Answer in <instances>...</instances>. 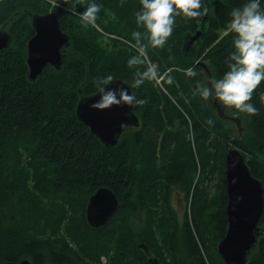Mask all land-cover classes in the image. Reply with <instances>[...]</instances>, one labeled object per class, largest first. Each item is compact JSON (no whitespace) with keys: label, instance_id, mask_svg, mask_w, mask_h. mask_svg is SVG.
Listing matches in <instances>:
<instances>
[{"label":"trees","instance_id":"16d2710c","mask_svg":"<svg viewBox=\"0 0 264 264\" xmlns=\"http://www.w3.org/2000/svg\"><path fill=\"white\" fill-rule=\"evenodd\" d=\"M89 2L0 0V29L11 36L0 51V264H100L101 257L107 264H225L217 243L227 227L230 129L210 114L202 117L204 104L191 92L195 79L207 77L198 60L216 78L226 71L233 34L225 28L232 8L244 0H203L199 23L177 17L165 47L143 52L161 78L159 87L142 57L128 64L139 52L131 33L144 32L135 23L140 0H97L103 7L95 26L81 20ZM48 12L59 14L70 46L59 71L46 67L31 83L25 66V44L34 34L28 13ZM196 31L198 43L189 47ZM103 35L115 36L102 43ZM193 64L203 69L197 78L183 71ZM143 72L149 78L133 87ZM108 73L146 100L133 106L139 130L126 129L115 146L103 145L75 115L80 97L97 92L94 79ZM252 102L259 112L248 115L249 141L232 143L250 156L246 164L264 189V165L256 160L264 150V100L254 91ZM101 187L119 205L103 227L91 228L86 205ZM173 190L189 201L190 220L185 213L179 223L168 203ZM259 226L263 234L246 264H264V210Z\"/></svg>","mask_w":264,"mask_h":264},{"label":"water","instance_id":"95a60500","mask_svg":"<svg viewBox=\"0 0 264 264\" xmlns=\"http://www.w3.org/2000/svg\"><path fill=\"white\" fill-rule=\"evenodd\" d=\"M28 18L34 34L25 44V66L28 80L34 83L44 68L61 69L70 40L62 31L58 13H28ZM10 43L11 36L0 29V51L7 49ZM116 85L127 88L131 93L123 80L115 79L112 86ZM96 99L98 91L81 96L75 109L76 118L103 145L115 146L127 127H138L139 119L133 112V106L93 110L90 105ZM225 184L227 228L217 244V252L225 264H246L257 238L263 234L259 222L264 210V189L261 181L251 175L245 155L235 148H228L226 152ZM118 205V199L110 189H97L86 205L87 224L91 228L103 227L117 211ZM20 264L31 263L24 259Z\"/></svg>","mask_w":264,"mask_h":264},{"label":"clouds","instance_id":"9594fccd","mask_svg":"<svg viewBox=\"0 0 264 264\" xmlns=\"http://www.w3.org/2000/svg\"><path fill=\"white\" fill-rule=\"evenodd\" d=\"M80 0H73V6ZM140 8L135 12V23L143 27L144 32L133 30L132 39L138 51L143 53L152 48H164L172 36L178 16L186 21L199 22L205 14L203 0H140ZM103 5L97 0H90L80 13L86 25L95 26L98 13ZM231 19L227 22L225 33H232L231 50L224 59L226 71L218 78L195 79L196 92L205 101L218 102L222 107L234 110V114L246 113L256 115L259 109L252 102L254 91L264 100V91L260 90L264 82V0H244L239 7H233ZM62 51V49H61ZM136 56L128 64H136ZM185 75L197 78L203 69L196 64L183 69ZM156 73L152 72L151 77ZM149 78L148 72L137 73L132 82L133 87H140ZM115 77L105 74L94 79L98 99L90 105L93 110H107L114 106L131 107L143 105L146 100L137 98L127 88L112 86ZM168 77V83H173Z\"/></svg>","mask_w":264,"mask_h":264},{"label":"rangeland","instance_id":"374dc122","mask_svg":"<svg viewBox=\"0 0 264 264\" xmlns=\"http://www.w3.org/2000/svg\"><path fill=\"white\" fill-rule=\"evenodd\" d=\"M51 5H55V3L53 2ZM199 23V22H198ZM199 34L200 31H196V33L189 35V43L188 46L191 47L192 45H196L198 43V39H199ZM115 35L113 36H108V35H103V37L101 38V40L103 39L102 43H106L108 41V39L110 38H114ZM141 57L143 60L146 61V63L149 65L150 71L154 72L155 66L152 64L150 65L147 56L144 55V53L140 54L138 53L137 58L140 61ZM203 63L202 67L207 71V77L204 79L205 81H207L208 78H216L214 70L207 65V63L199 61ZM199 64V63H196ZM155 79V85L156 86H161L160 82H161V78H157L156 76L154 77ZM192 95H195L197 97H199L198 101H202V103L204 104V107H202L200 104V112H202L201 116L202 117H206V114H210L216 121L223 123L225 125V128L228 130L230 129V139H229V148H235L238 149L242 154L245 155L246 159H250V156L245 153L244 150L240 149L237 144L232 143L233 141L238 143V145H246L249 141V133H250V128L248 125L249 122V116L246 113H240L238 115L234 114V110L230 109V108H226V107H222L218 102H215L214 100L209 102V101H205L203 100L199 94H197L196 90H192L191 92ZM204 112L206 114H204ZM234 144V145H233ZM256 160L260 163H262L264 165V150L257 152V156H256ZM39 165V164H37ZM40 186V184H38ZM37 185V186H38ZM172 200H171V206L173 207L175 213H178L179 216V223H182L183 221V216L185 215V213L187 214L188 218L189 216V201H186L184 199V202L180 204V202H178L179 205L176 204V198H174V194L172 196ZM47 202V207L50 208L51 207V201L44 199V203L45 204ZM45 209V205H43ZM181 206V207H179ZM67 214L69 215L70 213L67 212ZM141 215V214H140ZM137 215L134 217L135 220L141 221V216ZM190 220V218H189ZM182 226V224H180ZM227 228V227H226ZM221 240V239H220ZM219 243V242H218ZM217 243V244H218ZM100 264H107V260L105 257H101L100 259Z\"/></svg>","mask_w":264,"mask_h":264},{"label":"flooded vegetation","instance_id":"af4514ba","mask_svg":"<svg viewBox=\"0 0 264 264\" xmlns=\"http://www.w3.org/2000/svg\"><path fill=\"white\" fill-rule=\"evenodd\" d=\"M139 128H140V122H139V125H138V127H127L126 129H129L131 132H136V131H138L139 130ZM125 129V130H126ZM125 130H124V132H125ZM123 132V133H124ZM172 194H170V196H169V198H168V203L170 202V204H171V200H172V196H173V194H174V198H176V204L177 205H179L178 204V202H180V204L181 203H183L184 202V199H185V194H183L182 192H178V190H173L172 192H171ZM179 207H181V206H179ZM176 215H178V213H176ZM179 217V216H178ZM184 217V216H183ZM182 219H184V218H182Z\"/></svg>","mask_w":264,"mask_h":264}]
</instances>
